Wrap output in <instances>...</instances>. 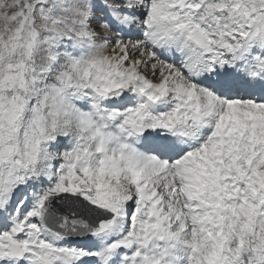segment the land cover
<instances>
[{
    "label": "snow or ice",
    "instance_id": "6c2138e0",
    "mask_svg": "<svg viewBox=\"0 0 264 264\" xmlns=\"http://www.w3.org/2000/svg\"><path fill=\"white\" fill-rule=\"evenodd\" d=\"M0 264H264V0H0Z\"/></svg>",
    "mask_w": 264,
    "mask_h": 264
}]
</instances>
